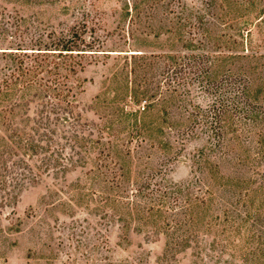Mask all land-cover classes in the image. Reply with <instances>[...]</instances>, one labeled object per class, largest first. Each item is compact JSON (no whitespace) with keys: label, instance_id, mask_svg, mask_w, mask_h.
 <instances>
[{"label":"rangeland","instance_id":"obj_1","mask_svg":"<svg viewBox=\"0 0 264 264\" xmlns=\"http://www.w3.org/2000/svg\"><path fill=\"white\" fill-rule=\"evenodd\" d=\"M0 10L30 36L73 28L103 46L67 101L0 94V162L25 181L0 209V264H264V0Z\"/></svg>","mask_w":264,"mask_h":264},{"label":"trees","instance_id":"obj_2","mask_svg":"<svg viewBox=\"0 0 264 264\" xmlns=\"http://www.w3.org/2000/svg\"><path fill=\"white\" fill-rule=\"evenodd\" d=\"M6 16V13L0 10V50H3L0 52V58L7 62L5 68H9V73L0 77V94L12 85L22 87L35 85L43 88L58 101H67L73 97V89L69 85L70 78L84 70L86 65L84 58L92 59L94 56L102 55L103 46L99 41L94 39L88 42L83 33L73 28L51 33L47 37L30 36V33L21 31L20 20ZM174 65L168 62L166 68L170 71ZM208 72L204 74L203 80L210 78ZM214 86L216 89L220 88L216 84ZM244 91L246 92V87ZM232 107L235 117L237 114H244L242 120L248 118V111L242 110L239 101L238 103L235 101ZM220 113L221 111L215 117L216 124L222 119ZM240 121L234 124L237 125ZM11 173L5 161L0 162V209L16 203L23 189L25 181L10 179Z\"/></svg>","mask_w":264,"mask_h":264}]
</instances>
